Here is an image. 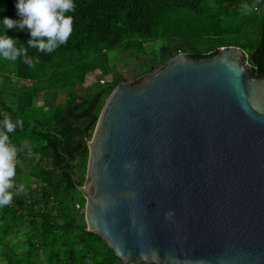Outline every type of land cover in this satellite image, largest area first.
Here are the masks:
<instances>
[{
  "label": "water",
  "instance_id": "95a60500",
  "mask_svg": "<svg viewBox=\"0 0 264 264\" xmlns=\"http://www.w3.org/2000/svg\"><path fill=\"white\" fill-rule=\"evenodd\" d=\"M248 57L180 53L118 85L87 130L88 231L123 262L264 264V77Z\"/></svg>",
  "mask_w": 264,
  "mask_h": 264
},
{
  "label": "trees",
  "instance_id": "16d2710c",
  "mask_svg": "<svg viewBox=\"0 0 264 264\" xmlns=\"http://www.w3.org/2000/svg\"><path fill=\"white\" fill-rule=\"evenodd\" d=\"M15 5L16 0H0V9H7L0 12V18L19 19ZM75 5V12L69 13L73 16L69 40L50 54L27 48L30 33L8 31L19 39L20 47L27 48L30 57H39L40 63L35 67H29L23 58L7 65L0 57V109L4 112L0 113V122L5 120L6 112L9 120L19 122L16 131L9 133L11 143L33 144L26 156L18 154L32 165L31 175L42 183L30 195L19 193L10 205L0 207L2 264H37L41 255L47 258L45 264H133L123 262L107 241L80 223L74 198L69 204L61 198L76 194L79 207L86 203L78 188L84 184L85 177L76 178L75 162L82 160L84 168L88 164L90 149L86 132L96 128L105 90L83 97L70 92L67 102L59 109L46 110L34 104L20 113L14 111L12 106L16 102L10 98L17 91L6 85L12 81L11 73L38 99L42 91L74 84L77 77L84 79L86 72L99 69L109 75L108 53L112 50L133 49L147 54L150 48L146 44L161 40L168 45L151 71L182 52L201 60L216 56L223 46L235 45L248 52L251 74L264 77V21L259 25V38L250 45L227 42L220 25L225 15L237 19L243 16L257 23L258 15L253 14L259 9L264 14V0H75ZM4 32L0 26V34ZM125 81L120 75L113 90ZM80 98V102L76 101ZM43 159L49 163L42 166ZM34 223L43 225L44 230L39 232L38 226H34L23 231L26 225ZM21 231L29 245L20 251L16 238Z\"/></svg>",
  "mask_w": 264,
  "mask_h": 264
},
{
  "label": "rangeland",
  "instance_id": "374dc122",
  "mask_svg": "<svg viewBox=\"0 0 264 264\" xmlns=\"http://www.w3.org/2000/svg\"><path fill=\"white\" fill-rule=\"evenodd\" d=\"M250 9L251 7L248 6ZM249 10V9H248ZM254 9L252 8L251 11ZM254 16H257L258 22L253 23L250 19H245L243 16L240 17V19L229 17V16H222V22H221V28L224 33V38L228 41L236 42L240 45H250L253 42H255L260 35L259 32V25L262 24L264 21V14L263 12H260V9L257 11L256 14H253ZM168 44L161 41L156 40L152 41V43L148 42L146 44L147 48H150L146 53L139 52L137 50L129 49V50H112L109 54V64L111 67V73L109 75L104 74L101 70H95V71H89L86 72L84 75V79H81L77 77L74 80V84H66L58 88H51L47 89L46 91L41 92V98L37 99L33 97L34 104L43 106L46 110H54L59 109L65 105L69 98L70 92H75L79 94L80 97H83L84 95H92L96 93L97 91L103 89L105 90V94L103 99L101 100L102 105L99 106V111L102 112V109L109 98L115 81L118 79V77L121 75L126 79L125 82H135L138 79L142 78L143 75L152 73L154 71H151V67L154 63H158L161 60V57L163 55L162 50L166 48ZM155 51V52H152ZM184 53V52H182ZM5 64L9 65V60L4 59ZM164 64H159L158 68H161ZM11 69V67L6 66ZM156 69V70H157ZM42 74V73H41ZM40 75V74H39ZM12 81L11 83H6V85H9L14 91H17V95H13V93L10 94V98L13 99L16 104L13 105L12 102H8L9 105H13L15 112L24 113L26 111V106L28 104H31L30 99L31 95L27 93L26 87L22 84V82L18 81L17 75L14 73H11ZM33 96V95H32ZM82 98L76 99V101L80 102ZM12 101V100H11ZM13 111V112H14ZM0 113L3 115V111L0 109ZM5 116V115H4ZM4 119H10L9 118V112ZM94 131H90V138L89 140H92V137L94 135ZM33 144L30 141H25L22 145L17 146L14 144V146L17 148L18 153H21V156H26L31 149V146ZM22 151V152H21ZM20 154L17 155V167H16V176L14 178V183L19 187V185H23L22 190H20V193L23 195H30L33 189L40 188L42 186V183L37 178L33 177L31 175L32 165L29 162H26L25 160L21 159ZM49 161L47 159H43L41 164L46 165ZM87 166L84 168V164L82 160H79L75 162V176L76 178H80L84 175L85 182L82 186H85L86 179H87ZM86 170V171H85ZM15 192V189H13ZM64 203H70L72 198L75 199V204H77L75 207L76 212L79 215V221L82 224H85L88 229V224L86 221V203L83 206H78L79 202V196H76V194L72 196H65L61 197ZM38 226L39 232H42L44 230L43 225H37L34 223L32 226L29 224L26 225L23 229V231H30L32 227ZM21 231L18 234V238H16V245L18 249L24 250L29 245L27 242V238L24 236V232ZM47 263V258L44 255H41L39 259H37V264H45ZM0 264H2V261H0Z\"/></svg>",
  "mask_w": 264,
  "mask_h": 264
},
{
  "label": "clouds",
  "instance_id": "9594fccd",
  "mask_svg": "<svg viewBox=\"0 0 264 264\" xmlns=\"http://www.w3.org/2000/svg\"><path fill=\"white\" fill-rule=\"evenodd\" d=\"M15 7L19 19L0 18V26L6 30L0 34V57L3 59L23 58L29 67H35L40 63L39 57H30L27 48L50 54L69 40L73 31V16L69 13L76 10L75 0H16ZM5 11L6 8L0 9V12ZM10 29L30 33L27 48L20 47L19 39L8 34ZM18 124L8 119L0 122V207L10 205L14 195H19L23 188L14 183L18 150L9 136Z\"/></svg>",
  "mask_w": 264,
  "mask_h": 264
},
{
  "label": "crops",
  "instance_id": "0c3cea01",
  "mask_svg": "<svg viewBox=\"0 0 264 264\" xmlns=\"http://www.w3.org/2000/svg\"><path fill=\"white\" fill-rule=\"evenodd\" d=\"M27 93H29L31 95V99H30L31 104H28V106H26V107H30V106L34 105V99H33V97H35V96L33 94H31L29 91H27ZM38 99H40V98H38Z\"/></svg>",
  "mask_w": 264,
  "mask_h": 264
}]
</instances>
